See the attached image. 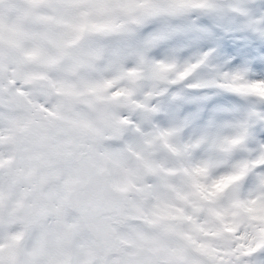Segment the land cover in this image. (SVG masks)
Returning a JSON list of instances; mask_svg holds the SVG:
<instances>
[{
  "label": "snow or ice",
  "instance_id": "1",
  "mask_svg": "<svg viewBox=\"0 0 264 264\" xmlns=\"http://www.w3.org/2000/svg\"><path fill=\"white\" fill-rule=\"evenodd\" d=\"M0 264H264L258 0H0Z\"/></svg>",
  "mask_w": 264,
  "mask_h": 264
},
{
  "label": "rangeland",
  "instance_id": "2",
  "mask_svg": "<svg viewBox=\"0 0 264 264\" xmlns=\"http://www.w3.org/2000/svg\"><path fill=\"white\" fill-rule=\"evenodd\" d=\"M223 2H225V3L235 2V0H223ZM258 8H261L262 10H264V0H258ZM228 15H230V14H225L226 17ZM191 21L193 23H199L200 25L206 26L210 23V18L208 16L204 17L203 15H201L199 17L193 15L191 17ZM220 40L222 42H226V43H233V42H239L240 38L236 37L235 41H233L232 36L229 33L225 32V33L220 34ZM205 50H206V47H205ZM221 55H223V49L222 48H221Z\"/></svg>",
  "mask_w": 264,
  "mask_h": 264
}]
</instances>
